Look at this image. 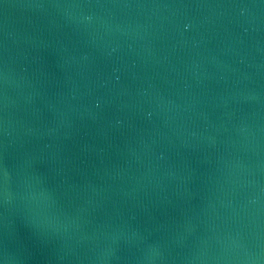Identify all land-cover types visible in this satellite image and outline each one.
I'll list each match as a JSON object with an SVG mask.
<instances>
[{
  "label": "water",
  "instance_id": "obj_1",
  "mask_svg": "<svg viewBox=\"0 0 264 264\" xmlns=\"http://www.w3.org/2000/svg\"><path fill=\"white\" fill-rule=\"evenodd\" d=\"M0 264H264V0H0Z\"/></svg>",
  "mask_w": 264,
  "mask_h": 264
}]
</instances>
